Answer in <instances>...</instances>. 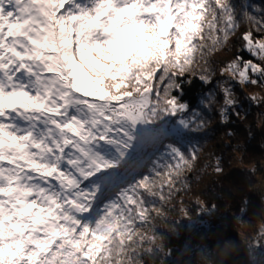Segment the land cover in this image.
<instances>
[{
  "label": "snow or ice",
  "instance_id": "6c2138e0",
  "mask_svg": "<svg viewBox=\"0 0 264 264\" xmlns=\"http://www.w3.org/2000/svg\"><path fill=\"white\" fill-rule=\"evenodd\" d=\"M237 45L214 80L210 58ZM254 86L264 0H0V264L157 257L152 208L188 189L181 174L210 132L231 140L253 108L264 116V96L243 91ZM138 153L147 162L129 178ZM210 166L222 174L224 157ZM138 228L151 236L126 243Z\"/></svg>",
  "mask_w": 264,
  "mask_h": 264
},
{
  "label": "trees",
  "instance_id": "16d2710c",
  "mask_svg": "<svg viewBox=\"0 0 264 264\" xmlns=\"http://www.w3.org/2000/svg\"><path fill=\"white\" fill-rule=\"evenodd\" d=\"M247 27V24H242L237 35ZM234 41L235 38L230 41V47ZM237 47H232L230 52L219 51L210 58V62H214L211 63L215 69L214 80L221 78L222 62L231 60ZM200 91L197 87L190 96L195 100ZM215 107L219 108V104ZM261 111L253 108L247 119L236 121L239 129L231 140L224 134V128L210 132V137L201 140L199 161L195 167L181 174L188 175V189L166 200L163 211L159 207L152 208L153 214L160 217L153 221L159 229L154 242L159 252L147 264H166L167 260L173 264H264V261H254L250 257L253 255L250 248L264 229V116ZM216 125L217 121L213 119L209 129ZM249 128L254 138L245 131ZM226 143L244 146L246 150L225 149L223 145ZM152 147L151 144L146 145L143 151L147 152ZM218 156L224 157L222 174L215 173L210 166ZM146 162L147 157L138 153L123 171L130 178ZM253 167L259 170L254 176H249L247 170ZM165 182L166 178H161L149 185L147 191L159 196L156 189ZM141 236L149 238L151 230L138 228L131 242L127 237L125 242L136 245ZM168 250L175 255H168ZM121 264L130 262L123 260ZM136 264L145 262L138 260Z\"/></svg>",
  "mask_w": 264,
  "mask_h": 264
},
{
  "label": "rangeland",
  "instance_id": "374dc122",
  "mask_svg": "<svg viewBox=\"0 0 264 264\" xmlns=\"http://www.w3.org/2000/svg\"><path fill=\"white\" fill-rule=\"evenodd\" d=\"M225 76H227V73L225 74ZM221 79V78H220ZM252 89V90H251ZM263 88H261V87H259V86H254V87H246V88H244L243 89V91L246 93V92H251V93H255V94H257V95H260V96H264V94H263ZM260 188H261V186H260ZM264 227V226H263ZM263 231H264V229H263ZM261 232V233H264V232ZM254 261H258V260H260V261H264V258H262V259H257V256H254V255H251L250 256Z\"/></svg>",
  "mask_w": 264,
  "mask_h": 264
},
{
  "label": "built area",
  "instance_id": "2783aa9c",
  "mask_svg": "<svg viewBox=\"0 0 264 264\" xmlns=\"http://www.w3.org/2000/svg\"><path fill=\"white\" fill-rule=\"evenodd\" d=\"M263 198H264V193H263ZM257 241H259L261 245H264V235H262V233L259 236H257ZM254 245L251 246L250 251L251 253H253V255H256L257 253H256V249L254 248Z\"/></svg>",
  "mask_w": 264,
  "mask_h": 264
}]
</instances>
